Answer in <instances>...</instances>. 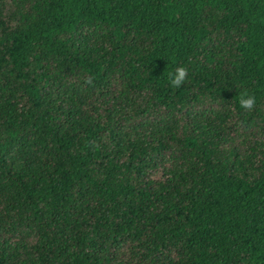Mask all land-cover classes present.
<instances>
[{
    "label": "trees",
    "instance_id": "16d2710c",
    "mask_svg": "<svg viewBox=\"0 0 264 264\" xmlns=\"http://www.w3.org/2000/svg\"><path fill=\"white\" fill-rule=\"evenodd\" d=\"M0 264H264V0H0Z\"/></svg>",
    "mask_w": 264,
    "mask_h": 264
},
{
    "label": "clouds",
    "instance_id": "9594fccd",
    "mask_svg": "<svg viewBox=\"0 0 264 264\" xmlns=\"http://www.w3.org/2000/svg\"><path fill=\"white\" fill-rule=\"evenodd\" d=\"M188 69L180 66L175 70L174 74H170V84L173 87H180L184 80L187 77ZM256 99L254 95H249L247 92H244L239 97L240 107L245 110H251L254 108Z\"/></svg>",
    "mask_w": 264,
    "mask_h": 264
}]
</instances>
